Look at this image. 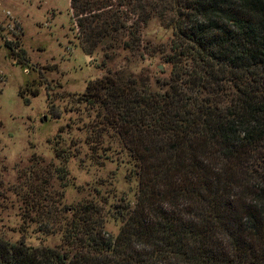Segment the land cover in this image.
Returning <instances> with one entry per match:
<instances>
[{"label":"trees","instance_id":"obj_1","mask_svg":"<svg viewBox=\"0 0 264 264\" xmlns=\"http://www.w3.org/2000/svg\"><path fill=\"white\" fill-rule=\"evenodd\" d=\"M70 6L81 48L103 53L102 67L114 48L121 56L140 51L153 19L171 31L169 50L160 51L166 78L152 83L148 73L108 67L84 94L94 117L83 125L92 131L91 159L101 166L112 155L125 159L127 179L137 181L135 202L116 204L122 225L111 236L98 204L50 209L46 181L31 182L23 197L27 227L16 242L0 238V264H264V0ZM70 149L55 148L62 189L77 155ZM32 226L43 239L59 233L62 243L34 246Z\"/></svg>","mask_w":264,"mask_h":264},{"label":"rangeland","instance_id":"obj_2","mask_svg":"<svg viewBox=\"0 0 264 264\" xmlns=\"http://www.w3.org/2000/svg\"><path fill=\"white\" fill-rule=\"evenodd\" d=\"M70 2L0 0V238L8 241L23 237L20 231L27 227L23 197L31 191L29 183L39 179L51 190L50 209L96 203L102 208L108 234L119 233L122 219L115 206L123 204L122 197L134 204L137 181L127 179L131 165L117 155L104 166L91 159L87 140L92 131L83 125L90 126L94 117L84 94L90 82L107 74L108 67L123 69L126 76L148 73L152 83L169 73L160 51L169 50L172 35L157 19L143 29L140 51L121 56L114 48L113 60L102 67L103 53L85 54L76 38ZM145 47L149 53L141 59L139 53ZM34 91L37 95L33 97ZM75 141L77 149L72 147ZM69 147L77 155L69 159V184L62 189L55 173L62 163L55 157V148ZM53 192L64 196L56 198ZM34 228L29 230V242L34 246L62 243L59 233L43 239L32 233Z\"/></svg>","mask_w":264,"mask_h":264}]
</instances>
